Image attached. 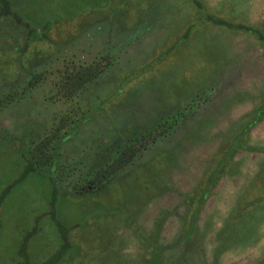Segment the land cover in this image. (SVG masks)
Listing matches in <instances>:
<instances>
[{
  "label": "rangeland",
  "instance_id": "1",
  "mask_svg": "<svg viewBox=\"0 0 264 264\" xmlns=\"http://www.w3.org/2000/svg\"><path fill=\"white\" fill-rule=\"evenodd\" d=\"M46 1L35 0L36 4L45 3L36 6L43 15L59 6L78 9L89 0ZM203 1L209 10L230 20L256 22L264 17V0ZM193 7L186 0H116L110 11L86 12L52 30L54 38L67 44L66 52L81 53L84 49L87 59L102 50L114 49L116 62L92 84L94 91L104 95L115 88L121 73L145 63L167 46L172 45L173 50L156 60L149 72L124 86L106 104L104 112L64 145L62 156L68 164L91 149L94 156L90 160L103 161L113 125L119 127V138H130L183 106L185 112L177 124L160 135L157 128L149 137L150 144L117 181L125 183L124 198L133 199L140 191L138 208L130 211L134 218L131 224L149 230L156 215L166 213L158 239L170 244L167 258L171 263L257 264L264 259V197L253 201L252 206L246 205L264 192V152L238 151L233 170L221 177L208 197L190 238L183 245L177 239L185 221L187 194L202 177L206 162L264 95V48L252 35L206 23L195 28L184 42L181 40L180 34L194 18ZM60 50L39 42L24 57V64L38 66ZM4 57L9 64L0 67V93L19 84L23 77L16 55L8 53ZM46 89L38 85L24 97L2 106L0 128L15 133L26 128L30 138H36L51 122L52 109L42 102ZM249 142L264 145V119L251 128ZM90 160H80L76 175L88 167ZM5 169L0 163V174ZM73 177L62 183L65 185ZM141 183L142 190L137 187ZM67 189L71 193L69 185ZM31 192L26 195L16 191L11 196L16 198L7 212L18 227L31 213L29 207L37 197V189ZM109 194L104 190L99 197ZM119 201L113 197V202ZM241 206L250 208L249 213L255 210V218L242 229L234 222L232 232L222 236L219 226L224 217L234 219ZM128 221L116 216L82 228L75 234L81 242L76 259L82 264L138 259L143 246ZM174 239L178 242H172ZM223 243L232 248L216 257L215 248ZM2 245L6 252L13 253L16 238L6 237Z\"/></svg>",
  "mask_w": 264,
  "mask_h": 264
},
{
  "label": "trees",
  "instance_id": "2",
  "mask_svg": "<svg viewBox=\"0 0 264 264\" xmlns=\"http://www.w3.org/2000/svg\"><path fill=\"white\" fill-rule=\"evenodd\" d=\"M115 1L89 0L78 9L73 10V6L70 9L59 6V9H49V13L43 15L38 6L45 4L44 2L36 4L35 0H0V67L9 64V59L4 55L10 53L16 55V62L23 70L21 82L0 93V109L5 104L24 97L38 85L47 87L42 102L43 106L52 109L51 122L34 139L30 138L26 128L19 133L0 128V163L6 167L0 174V254L3 255H0V264H82L75 256L81 250V242L75 234L92 222L116 216L122 221L129 220L127 224L132 226L143 246L142 255L138 259L117 264H176L167 258L170 244L162 243L158 239L162 216L166 213L157 214L149 230L141 229L137 223L131 224L134 218L130 215L141 201L140 191H137V196L133 199L124 198L125 183L117 181L126 167L150 144L149 137L157 128H160L157 132L160 135L177 124L185 112L183 106L162 118L154 127H149L138 135H133L134 137L119 138V127L113 125V136L111 134L108 152L103 161L99 162V158L90 160L94 156L91 149L68 164L62 156L64 145L85 129L97 114L104 112L106 104L124 86L141 74L149 72L156 65V60H161L165 53L172 50V45L167 46L165 51L163 49L157 52L145 63L121 73L117 85L109 94L94 91L92 84L116 62L114 49L102 50L87 59L84 49H81V53L66 52L67 44L63 45L54 38L52 30H58L63 21H73L86 12L110 11ZM186 1L194 6V18L180 34L183 42L195 28L209 23L252 35L264 48V17L256 22L230 20L209 10L203 0ZM39 42L53 44L61 50L59 54L38 66L27 67L23 59ZM263 119L264 95L206 162L207 167L202 177L186 197L185 221L177 235V239L182 241L181 245L194 232L200 211L221 177L233 170L236 153L264 152L263 144L249 142L251 128ZM83 159L90 160V163L76 175L77 165ZM72 175L74 177L71 181L64 185L62 181ZM135 177L138 180V176ZM130 182L133 183L131 180ZM68 185L72 194L67 189ZM137 187L144 189L143 183ZM35 189L37 197L33 208L31 205L29 207L31 213L18 227L16 221H10V213L7 212L10 209L9 204L16 198L11 196L16 191L30 195ZM104 190L110 192L109 197H99ZM113 197L120 201L113 202ZM263 197L264 192L252 202L246 203V206H252L253 201H260ZM248 209L241 206L234 219L228 217L229 215L224 217L219 226L220 234L225 236L232 232L234 222L241 229L248 225L256 214L255 210L249 213ZM12 236L16 238V248L15 251L11 248L14 252L9 253L1 244L4 238L10 239ZM231 248L227 243L217 245L215 256ZM257 264H264V259H260Z\"/></svg>",
  "mask_w": 264,
  "mask_h": 264
}]
</instances>
